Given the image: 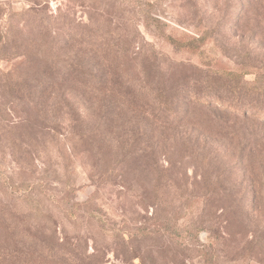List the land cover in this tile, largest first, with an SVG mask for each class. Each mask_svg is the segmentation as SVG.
I'll list each match as a JSON object with an SVG mask.
<instances>
[{"label": "rangeland", "instance_id": "374dc122", "mask_svg": "<svg viewBox=\"0 0 264 264\" xmlns=\"http://www.w3.org/2000/svg\"><path fill=\"white\" fill-rule=\"evenodd\" d=\"M0 264H264V0H0Z\"/></svg>", "mask_w": 264, "mask_h": 264}, {"label": "trees", "instance_id": "16d2710c", "mask_svg": "<svg viewBox=\"0 0 264 264\" xmlns=\"http://www.w3.org/2000/svg\"><path fill=\"white\" fill-rule=\"evenodd\" d=\"M173 41V44L177 46L179 49H186L189 51H197L198 48L202 46V44L206 41V35L205 36H193L191 39L183 40V41H176L174 38H171ZM229 79L233 80H239L241 77L245 76L244 73H236V72H227L226 73ZM24 251L28 252V247L23 248Z\"/></svg>", "mask_w": 264, "mask_h": 264}]
</instances>
